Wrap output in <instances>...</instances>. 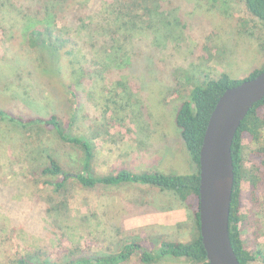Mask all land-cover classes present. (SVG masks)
<instances>
[{"label": "rangeland", "instance_id": "374dc122", "mask_svg": "<svg viewBox=\"0 0 264 264\" xmlns=\"http://www.w3.org/2000/svg\"><path fill=\"white\" fill-rule=\"evenodd\" d=\"M170 1L171 7L151 29L158 32L156 39L148 37L151 35L145 32L146 28L138 35L145 39L138 43L140 47L147 51L149 47L157 49L155 57L140 56L139 62L125 70V78L139 88V92L133 91L132 94L133 102L139 99L136 100L138 103L120 109L106 102L108 95L100 91L97 82L87 84L86 80L78 86L80 99L74 105L73 97L66 89L62 91L52 85L53 80L38 77L37 69H34V51L20 39H16L15 44L4 39L0 30V110L22 118H45L55 113L63 122L75 116L69 129L93 141L98 153L94 169L99 174L120 170L184 174L193 170L194 165L187 160V152L174 123L179 103V98L169 96L174 80L163 72L191 73L195 83H200L205 73L223 71L232 78H245L264 66V51L259 48V42L264 40V27L243 12L239 0ZM24 2L0 0V5L3 3L6 8L0 11V22L2 17L9 16L15 17L22 25V14L18 13L24 11ZM106 17L104 13L96 15L80 34L79 41L89 51H85L89 58L93 57L90 49V44L95 41L93 33H101L102 28L106 30L111 25V22L104 21ZM243 17L248 21L245 29L236 21ZM7 19L11 24L12 19ZM5 30L6 34L16 35L18 32L9 27ZM180 34L184 36L183 41L173 44L175 40L172 43L170 37ZM222 49H225L221 54L225 63H218L214 58L195 57L197 51L199 54L203 51L208 57L221 53ZM18 54L26 58L22 65ZM39 54L41 58L45 55L43 50ZM147 61L158 64L147 65ZM125 99L120 92L118 104L123 106ZM103 103H107L108 113L103 112ZM113 108L116 111L113 112ZM48 128L40 124L28 133L19 125L0 122V264H9L12 258L33 253L37 248L55 259L70 247L68 231H53L59 229L58 221H48L46 213L50 197L56 201L59 196L51 195L49 188L40 182L35 184L32 179L39 165L45 162L44 148L68 170L78 169L80 155L78 150L53 137L45 130ZM243 164L244 167L250 165L248 162ZM242 189H245L244 185ZM67 190L71 233L73 239L79 238V246L84 251L113 250L127 234H138L156 241L186 242L190 237V227H178V223L186 221L190 215L188 205L176 202L167 194L170 192L131 185L91 190L74 186ZM189 203L196 208L195 199ZM50 214L54 219V212ZM250 231L245 229L243 233L246 240L251 238ZM61 232L67 237L62 238ZM257 242L264 244V235L259 236ZM128 264L139 262L132 258Z\"/></svg>", "mask_w": 264, "mask_h": 264}, {"label": "trees", "instance_id": "16d2710c", "mask_svg": "<svg viewBox=\"0 0 264 264\" xmlns=\"http://www.w3.org/2000/svg\"><path fill=\"white\" fill-rule=\"evenodd\" d=\"M24 1L22 5L24 11L17 12L22 14V25L15 17L4 16L1 18L0 30L3 31L4 39H9L14 44L16 39H20L26 47L34 51V69L35 71L37 69L38 77L44 76L48 81L53 80L52 85L59 87L62 91L66 89L73 97L74 105L80 99L78 86L86 80L87 84L92 81V83L97 82L100 91L108 95L105 97L106 102L120 109L139 102L136 101L139 99L135 98L134 102L132 99V94L135 93L133 91L139 92V88H135V85L125 78V70L133 63L139 62L140 56L155 57L154 53L157 49L153 50L149 47L150 50L147 51L140 47L138 43L145 39L138 35L146 28L145 32L151 35L148 37L156 39L158 32L151 29L155 22L161 21L160 17L171 7L170 0ZM239 1L242 3L243 12L264 27V0ZM4 6L3 3L0 5V11L4 9ZM14 10L16 12L17 9L14 8ZM101 13L107 15L104 21L111 22V25L106 30L102 28L101 33H93L95 41L90 44L93 57L89 58L86 53L89 51L82 46L79 37L81 32L90 26L89 21ZM7 18L12 19L11 24L8 23ZM236 21L242 29L248 25L244 17ZM6 27L15 28L18 32L16 35L6 34L8 30H5ZM170 34L173 33L170 32ZM183 39V34L170 37L172 43L175 40L173 44ZM259 48L264 51V40L259 42ZM42 50L45 55L41 58L39 53ZM223 50L225 49L214 56L209 54L208 57L203 51L200 54L197 51L198 54L195 57L203 60L214 58L216 62L223 63L221 56ZM135 53H137L136 56L133 55ZM18 56L22 60V65L26 58L21 54ZM147 63V65L158 64L153 61H147ZM161 67L164 68L163 65ZM263 69L264 66L241 79L230 77L225 73L226 71L219 74L205 73L200 83L194 82L191 73L163 72V74L171 75L174 80V87L169 92V96L179 98L174 123L179 130V140L182 141L187 152V160L194 165L193 170L184 174H166L158 170L136 172L120 170L107 175L96 173L94 167L98 153L95 144L90 138L75 134L74 129H69L75 121V116L70 118V121L63 122L55 113L45 118L41 116L22 118L0 110V122L7 121L19 125L23 128L22 131L28 133L34 130L33 127L44 124L49 127L45 130L51 132L53 137L55 136L62 144L75 148L80 155L78 169L68 170L44 148L45 162L39 165L32 179L35 184L40 182L49 188L51 195L59 196L56 201L50 197V202L46 204V213H48V221H58L59 229H53V231L57 233L62 229L68 231L69 238L65 232L59 234L62 238L67 237L70 247L65 253L58 254L55 259H51L45 251L37 248L33 253L27 252L12 258L9 264H128L132 258H135L139 264L166 262L208 264L199 234L198 218V158L202 138L209 116L224 90L255 77ZM120 92L126 96L123 106L117 102ZM107 106V103L102 104L104 107L102 110L105 113L109 111ZM114 111L116 109L113 108ZM136 132L138 133V129ZM231 156L234 181L228 223L230 243L240 264H264V244L257 242V238L264 235V97L253 105L241 122L231 145ZM244 162L250 165L244 167ZM126 185L139 189L140 187L142 189L156 188L161 192H170L167 194L174 197L176 202L188 205L190 215L186 221L178 223V227L187 229L190 227L189 239L186 242L163 239L156 241L138 234H127L128 236H123L118 241L119 244L113 250L84 251L79 246V238L73 239L74 235L71 233V225L68 221L71 220L69 216L70 218L72 216L69 214L67 189L79 186L85 190H91L95 187ZM242 185L245 189H242ZM192 199L197 201L195 209L189 203ZM51 212H54V219L51 218ZM245 229L251 230L250 239L246 240L243 237ZM75 245L78 246L75 247Z\"/></svg>", "mask_w": 264, "mask_h": 264}, {"label": "water", "instance_id": "95a60500", "mask_svg": "<svg viewBox=\"0 0 264 264\" xmlns=\"http://www.w3.org/2000/svg\"><path fill=\"white\" fill-rule=\"evenodd\" d=\"M263 97L264 69L255 77L225 89L205 128L198 158V218L208 264H240L228 231L234 181L231 145L241 122Z\"/></svg>", "mask_w": 264, "mask_h": 264}, {"label": "crops", "instance_id": "0c3cea01", "mask_svg": "<svg viewBox=\"0 0 264 264\" xmlns=\"http://www.w3.org/2000/svg\"><path fill=\"white\" fill-rule=\"evenodd\" d=\"M167 225V224H166ZM166 225H164L163 227H167Z\"/></svg>", "mask_w": 264, "mask_h": 264}]
</instances>
